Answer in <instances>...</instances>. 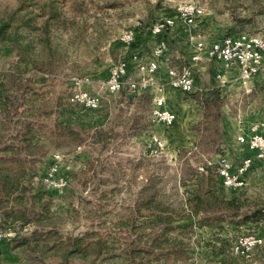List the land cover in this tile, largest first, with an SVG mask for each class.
Here are the masks:
<instances>
[{
    "label": "rangeland",
    "instance_id": "rangeland-1",
    "mask_svg": "<svg viewBox=\"0 0 264 264\" xmlns=\"http://www.w3.org/2000/svg\"><path fill=\"white\" fill-rule=\"evenodd\" d=\"M187 3L209 37L264 40V0H0V229L15 233L22 264H264V247L250 260L232 252L239 237L264 235V161L237 141L264 123V71L246 95L217 78L221 65L194 67L206 92L173 97L181 117L171 127L153 121L155 92L105 86L120 58L153 59L150 28L164 18L175 26L159 75L191 65L177 14ZM134 31L128 50L121 41ZM78 91L100 96V107L74 103ZM56 154L63 192L36 181ZM222 157L253 159L246 189L216 191ZM255 211L263 216L241 224Z\"/></svg>",
    "mask_w": 264,
    "mask_h": 264
},
{
    "label": "built area",
    "instance_id": "built-area-1",
    "mask_svg": "<svg viewBox=\"0 0 264 264\" xmlns=\"http://www.w3.org/2000/svg\"><path fill=\"white\" fill-rule=\"evenodd\" d=\"M179 19L188 29L190 41L196 46L199 52L206 49L202 33L198 28V19L203 15L200 11L184 12L178 11ZM175 26L173 18H164L150 28V34L157 39V45L153 50V59L144 61L138 52H131L129 58L123 57L111 67L106 89L112 94H121L125 91L133 94H141L144 91L157 87L154 106L152 109L153 121L165 127H171L176 122V114L167 107L163 95L166 87L180 91L185 94H192L196 90V75L192 66L182 69L166 67L165 82L157 86V78L161 70L162 61L169 51L167 33ZM136 32H129V38L121 41L122 45L130 50L136 45ZM209 56L212 60L228 65L237 66L240 69V80L242 85L247 87L249 82L264 71V46L261 41L254 40V35L238 33L212 43L209 47ZM198 55L193 61H198ZM138 71V78L130 76L131 68ZM248 93L251 91H247ZM72 101L86 109L97 110L101 105V98L96 94L87 91H78L74 94ZM260 129L262 132H260ZM238 143L246 145L248 150L256 157L264 161V124L252 128L250 136L241 133L237 137ZM150 145L155 149L156 154L163 153L165 145L155 134L150 136ZM62 157L59 154L53 156L50 169L36 181L40 182L46 189L63 192L68 181L64 175H58ZM253 166V159L247 157L238 164H235L228 157H222L218 167L219 183L223 190L242 191L247 188L246 175ZM15 237L11 229H0V244L9 242ZM264 247V235L250 234L239 237L232 246L235 256L250 260L254 252Z\"/></svg>",
    "mask_w": 264,
    "mask_h": 264
},
{
    "label": "crops",
    "instance_id": "crops-1",
    "mask_svg": "<svg viewBox=\"0 0 264 264\" xmlns=\"http://www.w3.org/2000/svg\"><path fill=\"white\" fill-rule=\"evenodd\" d=\"M200 14H202V13L200 12ZM199 24H200V22L198 20V25ZM183 27H184L183 30L185 31L186 26L184 25ZM187 31H188V29H187ZM187 31H185L186 34H187ZM200 32L202 33L201 30H200ZM179 35H181V33ZM183 35H185V34H183ZM202 36H203V41H204V43L206 45V49H204L201 52H199L197 50L196 46L190 41L188 34H187L186 38L185 37L181 38V40H180L181 44H184L185 47L181 46V45H180V47L182 48V50H185L187 52V60L189 62L188 64H191L190 66H192L193 68L195 67L197 69V71L201 72L202 74H205V72H208V69L210 67L209 63L212 62L215 65L219 64L224 69L222 70L223 73H221V74L219 73L218 74L217 78H219V79L222 78V80H224V79H226L228 77L229 79H233V80L237 81L240 84L241 89L243 90L244 94H246V95L247 94L249 95L251 92H253V90L255 89V85L258 84V82H259L258 78H257L259 76L253 78L249 82V85L247 87L242 85L241 80H240V69H239V67L234 66V65L228 66V65L216 62V61H214V60H212L210 58V56H209V47H210V45L212 43H214L216 41H219V40L216 37H209V35H207L204 31L202 33ZM177 44H180V42L178 41ZM197 55L199 57V60L194 62L193 58L195 56H197ZM178 68L181 69V67H178ZM158 78H159L160 81L157 79L158 80L157 81V84H158L157 86H159V84H164L165 81H164L163 76L159 75ZM150 90L155 92L156 95L158 94V90H157L156 86L152 87ZM247 91H251V92L248 93ZM204 92H206V90L203 89L199 85V83L197 84V82H196V90L192 94H195V95L198 94L199 95L200 93H204ZM180 94H184V93H182L180 91L173 90V89H171L169 87H166L165 90H164V93H163V95H164V97L166 99L167 107L169 109H171L176 114V122L181 117V115H180V111L177 110V105L178 104L173 101V97H179ZM177 95H179V96H177ZM176 122H175V124H176ZM260 124H264V123H259V125ZM249 172L246 175V180L247 181H248V178L250 176ZM41 176H43V175H40V176H37V177H41ZM218 182H219V180H218ZM218 182H217V186H216V191L220 194L224 190H223V188L221 187V185ZM228 200L232 201L231 199H228ZM17 239H20V237H17ZM17 250H18V253H17ZM22 252H23V248L22 247L14 248V244L13 243L5 242V243L0 244V260H1V264H22V262L24 263V261H23L24 257L22 255Z\"/></svg>",
    "mask_w": 264,
    "mask_h": 264
},
{
    "label": "bare ground",
    "instance_id": "bare-ground-1",
    "mask_svg": "<svg viewBox=\"0 0 264 264\" xmlns=\"http://www.w3.org/2000/svg\"><path fill=\"white\" fill-rule=\"evenodd\" d=\"M177 10L178 11H184V12H196V11H199V7L195 3H187V4L180 5L177 8ZM128 38H129V33L124 35L123 40L125 41ZM254 40L261 41V46H264V40L263 39L254 36Z\"/></svg>",
    "mask_w": 264,
    "mask_h": 264
},
{
    "label": "trees",
    "instance_id": "trees-1",
    "mask_svg": "<svg viewBox=\"0 0 264 264\" xmlns=\"http://www.w3.org/2000/svg\"><path fill=\"white\" fill-rule=\"evenodd\" d=\"M231 35H234V34H229L228 36H231ZM186 67V66H185ZM8 178V177H7ZM233 203H234V201H228L227 202V205L230 207L231 205H233ZM232 208H234V207H232ZM237 214V213H236ZM232 216H235V215H232ZM263 216V214H262V212L261 211H255V212H253L251 215H247L245 218H244V220L241 222V224H247V223H249V222H251V220H253V219H259L260 217H262ZM236 217V216H235ZM238 217V216H237ZM0 264H1V260H0Z\"/></svg>",
    "mask_w": 264,
    "mask_h": 264
}]
</instances>
